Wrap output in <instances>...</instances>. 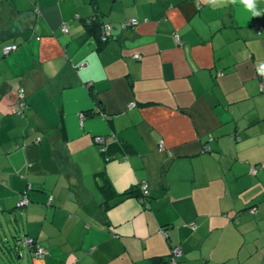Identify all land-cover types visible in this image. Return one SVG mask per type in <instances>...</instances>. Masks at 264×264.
Returning <instances> with one entry per match:
<instances>
[{
    "label": "crops",
    "instance_id": "crops-1",
    "mask_svg": "<svg viewBox=\"0 0 264 264\" xmlns=\"http://www.w3.org/2000/svg\"><path fill=\"white\" fill-rule=\"evenodd\" d=\"M256 10L0 0V264H264Z\"/></svg>",
    "mask_w": 264,
    "mask_h": 264
},
{
    "label": "built area",
    "instance_id": "built-area-1",
    "mask_svg": "<svg viewBox=\"0 0 264 264\" xmlns=\"http://www.w3.org/2000/svg\"><path fill=\"white\" fill-rule=\"evenodd\" d=\"M137 22H138V20L136 18H132V19H130L129 24L130 25H135V24H137ZM105 28H106L107 31L109 30V26H106ZM62 29L64 31L67 30V28H65V27H63ZM102 38H103V40L106 39L105 36H104V34H103ZM15 49H16V44H8V45H6L4 47L3 53L4 54H7L10 51L15 50ZM132 57L138 59L141 56L139 54H133ZM262 87H264V75L261 77V88ZM23 97H24V95H23V91L21 89V90H19L18 99H17L18 100V106L16 107V112L17 113H21L22 112V108L25 106V102L23 101ZM134 104H135L134 102H130L129 105L133 106ZM84 117H85L84 113H81L80 118L83 119ZM94 141L96 143H98V144H103V141L104 140H103V137H101L100 135H97L94 138ZM101 149L104 150L105 149V146H101ZM139 187H140V189H141V191L143 193V196H147L148 195V190H149L148 189V184L146 182H143V183L139 184ZM27 203H28L27 196L26 195H22L20 197V199L17 201L16 205L20 207V206L26 205ZM250 211L254 213L255 212V209L254 208H251ZM161 232L163 234H166V231L164 229H162ZM25 240H26L27 243H29V240H31V239H29V238L27 239L26 238ZM34 253L36 255L43 256V254H44V247H42V246H40V245L37 244L36 247H35ZM180 255H181V249H180V247L179 246H175L171 250V252H170V255H169V258H168V264H177V259H178V257Z\"/></svg>",
    "mask_w": 264,
    "mask_h": 264
},
{
    "label": "clouds",
    "instance_id": "clouds-1",
    "mask_svg": "<svg viewBox=\"0 0 264 264\" xmlns=\"http://www.w3.org/2000/svg\"><path fill=\"white\" fill-rule=\"evenodd\" d=\"M210 2L215 3L216 0H210ZM231 3H237V0H230ZM239 3L244 6V8L251 12L253 16L259 17L261 13L256 10V0H239ZM262 75H264V65H261L260 69L258 70Z\"/></svg>",
    "mask_w": 264,
    "mask_h": 264
},
{
    "label": "trees",
    "instance_id": "trees-1",
    "mask_svg": "<svg viewBox=\"0 0 264 264\" xmlns=\"http://www.w3.org/2000/svg\"><path fill=\"white\" fill-rule=\"evenodd\" d=\"M100 31H101V28H100ZM101 34V33H100ZM101 38V37H100ZM103 41H105V40H103ZM5 47V46H4ZM4 49V48H3ZM16 49H17V45H16ZM15 49V50H16ZM15 50H12V51H15ZM12 51H10V52H12ZM9 52V53H10ZM8 54V53H7ZM24 108V107H23ZM22 108V109H23ZM102 151H104L103 149H101ZM133 190L132 189H129V190H127V192H125V195H128V194H130L131 192H132ZM28 202H29V199H28ZM28 204V203H27ZM27 237V236H26ZM25 240V239H24ZM28 245H29V247L30 248H33V251L35 250V247H36V245H37V242L34 240V239H31V240H29V243H28Z\"/></svg>",
    "mask_w": 264,
    "mask_h": 264
},
{
    "label": "water",
    "instance_id": "water-1",
    "mask_svg": "<svg viewBox=\"0 0 264 264\" xmlns=\"http://www.w3.org/2000/svg\"><path fill=\"white\" fill-rule=\"evenodd\" d=\"M25 239V238H24ZM25 242V241H24Z\"/></svg>",
    "mask_w": 264,
    "mask_h": 264
}]
</instances>
